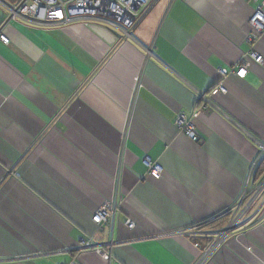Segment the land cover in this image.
I'll return each mask as SVG.
<instances>
[{"label":"crops","instance_id":"0c3cea01","mask_svg":"<svg viewBox=\"0 0 264 264\" xmlns=\"http://www.w3.org/2000/svg\"><path fill=\"white\" fill-rule=\"evenodd\" d=\"M260 3L156 0L126 35L56 10L52 25L13 20L17 1L0 0V264L198 260L262 174L264 32L250 40L248 27ZM118 181L112 233L93 215ZM235 234L206 264H264V223ZM89 239L115 242L104 255Z\"/></svg>","mask_w":264,"mask_h":264},{"label":"built area","instance_id":"2783aa9c","mask_svg":"<svg viewBox=\"0 0 264 264\" xmlns=\"http://www.w3.org/2000/svg\"><path fill=\"white\" fill-rule=\"evenodd\" d=\"M17 4L9 7L10 18L17 20H29L34 25H52V21H58L51 15V11L57 12L60 16L59 22L71 23L81 18H95L103 20L114 29L124 31L129 35L130 29H133L143 14L152 6L156 0H16ZM258 1V0H255ZM260 5L254 10L253 16L248 23L249 39L260 38L264 32V0H260ZM55 25V23L53 24ZM0 40L8 44L9 38L5 33L0 32ZM257 62H262V58L253 54ZM248 72V64L244 61L238 71L237 76L244 78ZM228 71L222 70L226 75ZM220 90L225 92V88L220 86ZM203 108H199L193 116H198ZM180 128L194 141L199 140V134L196 130L192 118L181 114L178 118ZM260 155L264 153V144L257 142ZM151 173L160 176L159 166H152ZM250 175L246 180V187L241 196L236 200L232 207L231 217L226 227L210 238L208 246L201 252L198 260L194 264H206L212 256L220 250L224 244L231 238L236 237V232L249 227L254 221L264 223V177H262L252 190L248 189ZM121 194L119 192V181L115 195L112 199L105 201L94 213L93 221L99 226H107L113 233L118 224V215L120 211ZM129 228L134 227V222H126ZM92 239L82 240V247L85 250H91L104 254L111 250L115 240L105 248L96 245Z\"/></svg>","mask_w":264,"mask_h":264},{"label":"trees","instance_id":"16d2710c","mask_svg":"<svg viewBox=\"0 0 264 264\" xmlns=\"http://www.w3.org/2000/svg\"><path fill=\"white\" fill-rule=\"evenodd\" d=\"M264 161V160H263ZM262 173V174H261ZM260 174H261V178L262 177H264V165L262 164V166H261V172H260ZM260 178V179H261ZM222 217H227V219H228V221H229V219H230V217H231V211H227V212H225V213H223V214H221L220 216H219V218H222ZM227 221V222H228Z\"/></svg>","mask_w":264,"mask_h":264},{"label":"water","instance_id":"95a60500","mask_svg":"<svg viewBox=\"0 0 264 264\" xmlns=\"http://www.w3.org/2000/svg\"><path fill=\"white\" fill-rule=\"evenodd\" d=\"M113 33H114L115 35L119 36V37H122L121 34H119L118 32H116V31H114V30H113ZM255 222H256V221H255Z\"/></svg>","mask_w":264,"mask_h":264},{"label":"bare ground","instance_id":"6f19581e","mask_svg":"<svg viewBox=\"0 0 264 264\" xmlns=\"http://www.w3.org/2000/svg\"><path fill=\"white\" fill-rule=\"evenodd\" d=\"M129 34H130V32H129ZM5 44V43H4ZM263 155H264V153H263ZM257 222V221H256Z\"/></svg>","mask_w":264,"mask_h":264}]
</instances>
